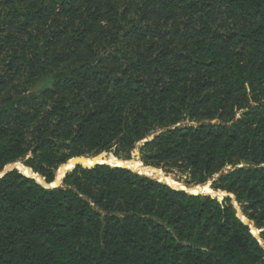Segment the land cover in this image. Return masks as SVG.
Wrapping results in <instances>:
<instances>
[{
	"label": "trees",
	"instance_id": "trees-1",
	"mask_svg": "<svg viewBox=\"0 0 264 264\" xmlns=\"http://www.w3.org/2000/svg\"><path fill=\"white\" fill-rule=\"evenodd\" d=\"M160 130L146 167L236 168L212 188L264 230V0H0V173ZM88 167L0 179V264H264L232 199Z\"/></svg>",
	"mask_w": 264,
	"mask_h": 264
},
{
	"label": "bare ground",
	"instance_id": "bare-ground-1",
	"mask_svg": "<svg viewBox=\"0 0 264 264\" xmlns=\"http://www.w3.org/2000/svg\"><path fill=\"white\" fill-rule=\"evenodd\" d=\"M126 161H129L127 163V165L132 171H134L136 173L147 175L149 177H153L154 179L158 180L159 182L170 185L174 189H188V191L193 195L208 194L205 191H207L209 189L210 182H207L206 186H202L203 185L202 184V185H199L196 187L188 188L184 182H182V181H181L182 183L178 182L177 178H175L173 176L165 175V173L160 171L159 169L145 168L144 164L140 161V159L139 160H137L136 158L131 159V160L118 159L113 154H108V153H103V155L98 157V158H93V159L90 158V159H85V160H74V161H70L68 164L63 165V167L59 170L57 184L60 183V181L64 177L65 173L67 171L71 170L72 168H74V166L77 163H81L85 167L95 166L96 164H108V165H111L114 167L115 166L121 167V166L126 165ZM8 168L10 170L13 168L19 169L24 175L31 177V178H35L40 183L43 182L40 175L36 174L32 169L26 168L23 164H21L19 162L15 163L13 165H10ZM54 186H56V185H54ZM210 188L213 190L212 186H210ZM208 195H211V194H208ZM215 195H218V197H220L221 193H215Z\"/></svg>",
	"mask_w": 264,
	"mask_h": 264
},
{
	"label": "water",
	"instance_id": "water-1",
	"mask_svg": "<svg viewBox=\"0 0 264 264\" xmlns=\"http://www.w3.org/2000/svg\"><path fill=\"white\" fill-rule=\"evenodd\" d=\"M165 132V130H160V131H158V132H156L155 134H153L148 140H145L144 142H142L141 143V145L143 146L145 143H147V142H151V141H154V140H156L161 134H163ZM135 151V153H136V155L138 156V158H140L141 159V155H140V150H134ZM104 153H106V152H104ZM109 154H111V153H109ZM103 155V153H101V154H96L95 152H92L88 157H81V158H75V159H72V160H85V159H90V158H98V157H100V156H102ZM72 160H70V161H72ZM69 161V162H70ZM68 162V163H69ZM129 161H126V165L125 166H121V167H119V166H115V167H117V168H124V169H128V170H131L129 167H128V165H127V163H128ZM67 163V164H68ZM97 165H108V164H96V166ZM25 166V165H24ZM77 166H83L81 163H77L75 166H74V168H72L71 170H69V171H67L66 173H65V175H64V177L62 178V180L60 181V183L59 184H57V181H58V174H59V170L63 167H60V169L56 172V179H55V181L52 183V184H47L46 182H45V180L42 178V180H43V182L42 183H40V182H38L35 178H31V177H28V176H26V175H24L19 169H15V168H13V169H9L8 167L9 166H7L5 169H4V171L2 172V173H0V179H2L3 177H5L8 173H10V172H12V171H18L21 175H23V176H25V177H27V178H30V179H34V180H36L37 181V183H39L40 185H42L43 187H45L46 189H54V188H59V187H62L63 186V181H64V178L66 177V175L69 173V172H72V171H74L75 169H76V167ZM108 166H111V165H108ZM26 168H28L27 166H25ZM83 167H85V166H83ZM95 167V166H94ZM111 167H114V166H111ZM241 168H244V167H248V165L247 164H245V163H243L241 166H240ZM85 168H89V167H85ZM145 168H149V167H146L145 166ZM28 169H30V168H28ZM236 168H229V169H226V170H224V171H222V172H219L218 174H217V176H216V180L217 179H219V178H221V177H223L224 175H228V174H230L232 171H234ZM132 171V170H131ZM134 172V171H133ZM134 173H136V172H134ZM138 174H140V173H138ZM140 175H143V174H140ZM146 176V175H145ZM149 177V176H148ZM152 178V177H151ZM152 179H154V178H152ZM158 181V180H157ZM159 182V181H158ZM159 183H162V182H159ZM162 184H164V183H162ZM212 182H210V186H212ZM54 185H56V186H54ZM164 185H168V184H164ZM204 185V184H203ZM169 187H171L170 185H168ZM196 186H199V185H196ZM172 188V187H171ZM188 188H190L189 186H188ZM174 189V188H173ZM175 190H181V191H185L186 193H189V194H191L189 191H188V189H175ZM214 192H222V191H216V190H214ZM222 193H224V195H222V200H224V199H226V198H230V199H234V200H236L235 198H234V196L232 195V194H229V193H226V192H222ZM211 196V195H210ZM214 198H218V195H216V196H214ZM236 202V201H235ZM237 209V216L248 226V227H250V228H253L254 227V224L252 223V222H250V220H248L247 218H245L244 217V215L240 212V211H238L239 209L238 208H236ZM252 226V227H251ZM255 228V227H254ZM253 233V232H252ZM260 233V232H259ZM254 235V234H253ZM255 237H256V235H254ZM257 238V237H256ZM258 239V238H257Z\"/></svg>",
	"mask_w": 264,
	"mask_h": 264
},
{
	"label": "rangeland",
	"instance_id": "rangeland-1",
	"mask_svg": "<svg viewBox=\"0 0 264 264\" xmlns=\"http://www.w3.org/2000/svg\"><path fill=\"white\" fill-rule=\"evenodd\" d=\"M142 147V145H141V143L140 144H138L137 145V148H136V150H139L140 148ZM104 153V152H103ZM106 153H111V154H113L115 157H116V154H118L119 156L117 157L118 159L119 158H122V159H124V158H126V157H128V156H131V159H134V158H136L137 160H139L140 158H138V156L136 155V153H135V151H132L131 153H130V155L126 152V151H124L119 145H116L113 149H112V151L111 152H106ZM91 154V153H90ZM90 154H88V155H86V156H84V157H88ZM30 158H32V156H29L26 160H23V161H20L19 163H21V164H23V165H25V161H27V160H29ZM75 159V158H74ZM72 160V159H71ZM72 161H74V160H72ZM140 161L142 162V160L140 159ZM143 163V162H142ZM144 164V163H143ZM145 166V165H144ZM62 167V166H61ZM149 168H153V167H149ZM60 169V168H59ZM159 170L160 171H162V172H164L165 173V175H168V176H173V177H175V178H177L178 179V182H180V183H182V182H184L185 183V185L188 187H196V185H199V184H197V183H195V184H190L191 183V181H192V175H191V173L190 172H183L182 170H180V169H170V168H159ZM153 178V177H152ZM154 180H156V179H154ZM157 181V180H156ZM182 181V182H181ZM214 181H216V176L214 177V179H210V180H208V182H214ZM207 183V182H206ZM205 183V185H202V186H206L207 184ZM206 193H208V194H211V195H214V196H216L215 195V193H221V195H220V197H218V199H221V201H222V195H224V193H222V192H214V189L212 190L211 188H210V186H209V189L207 190V191H205ZM204 192V193H205ZM213 197V196H212ZM234 198H235V196H234ZM236 199V198H235ZM233 201V204H234V206L236 207V208H238L239 210L238 211H240L242 214H243V212H242V210H241V207H240V205L237 203V201L236 200H232ZM236 201V202H235ZM244 215V214H243ZM245 217V216H244ZM245 218H247V217H245ZM248 219V218H247ZM249 220V219H248ZM252 227V226H251ZM255 227V228H254ZM254 227L253 228H250L251 229V233L252 234H254V235H256V237L258 238V241H259V243H260V245L264 248V240L262 239V234L264 233V230H259L255 225H254ZM260 232V233H259Z\"/></svg>",
	"mask_w": 264,
	"mask_h": 264
}]
</instances>
